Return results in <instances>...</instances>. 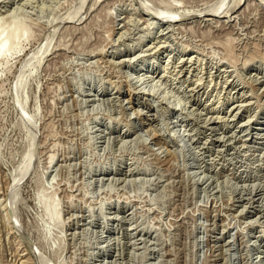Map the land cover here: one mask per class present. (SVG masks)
Listing matches in <instances>:
<instances>
[{"label": "rangeland", "instance_id": "1", "mask_svg": "<svg viewBox=\"0 0 264 264\" xmlns=\"http://www.w3.org/2000/svg\"><path fill=\"white\" fill-rule=\"evenodd\" d=\"M12 23L0 264H264V0H0Z\"/></svg>", "mask_w": 264, "mask_h": 264}, {"label": "bare ground", "instance_id": "2", "mask_svg": "<svg viewBox=\"0 0 264 264\" xmlns=\"http://www.w3.org/2000/svg\"><path fill=\"white\" fill-rule=\"evenodd\" d=\"M13 26V23L11 25H9L7 28H6V31L7 33L5 35H2L0 36V39H2V42L0 43V52H2L6 46H7V43L10 42L11 40H13L14 36H15V30L12 28ZM135 65V64H134ZM125 77V76H124ZM127 79V78H126ZM125 79V80H126ZM129 80V79H128ZM127 80V81H128ZM126 82V81H125ZM130 83V82H129ZM130 85V84H129ZM157 93V92H156ZM143 95H148L149 97L150 96H153L156 95L154 93V91H150L148 94L146 93H143ZM131 96V95H130ZM157 96V95H156ZM155 96V97H156ZM157 98V97H156ZM162 102V101H161ZM152 106V105H151ZM153 108V106H152ZM179 138V137H178ZM52 161H53V158H52ZM200 181V180H199ZM46 212H47V215L50 219H52L53 221H57L58 219V215L55 213V209L54 207H47L46 208Z\"/></svg>", "mask_w": 264, "mask_h": 264}]
</instances>
